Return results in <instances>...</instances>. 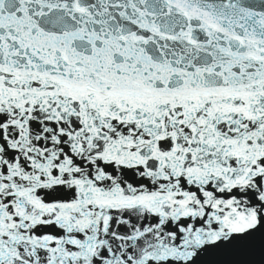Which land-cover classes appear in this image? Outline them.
<instances>
[{"label": "snow or ice", "instance_id": "6c2138e0", "mask_svg": "<svg viewBox=\"0 0 264 264\" xmlns=\"http://www.w3.org/2000/svg\"><path fill=\"white\" fill-rule=\"evenodd\" d=\"M0 264H264V0H0Z\"/></svg>", "mask_w": 264, "mask_h": 264}, {"label": "water", "instance_id": "95a60500", "mask_svg": "<svg viewBox=\"0 0 264 264\" xmlns=\"http://www.w3.org/2000/svg\"><path fill=\"white\" fill-rule=\"evenodd\" d=\"M253 259H259V255L257 254L255 257H252Z\"/></svg>", "mask_w": 264, "mask_h": 264}]
</instances>
